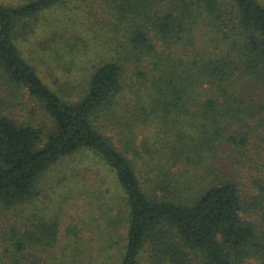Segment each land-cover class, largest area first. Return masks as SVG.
Segmentation results:
<instances>
[{
	"label": "trees",
	"instance_id": "1",
	"mask_svg": "<svg viewBox=\"0 0 264 264\" xmlns=\"http://www.w3.org/2000/svg\"><path fill=\"white\" fill-rule=\"evenodd\" d=\"M68 1L0 0V264H264V0H100L112 57L57 92L18 42ZM80 152L123 192L97 261L35 202Z\"/></svg>",
	"mask_w": 264,
	"mask_h": 264
},
{
	"label": "rangeland",
	"instance_id": "2",
	"mask_svg": "<svg viewBox=\"0 0 264 264\" xmlns=\"http://www.w3.org/2000/svg\"><path fill=\"white\" fill-rule=\"evenodd\" d=\"M106 10L100 0H69L33 20L32 30L18 42L24 58L57 92L64 87L69 91H81L95 67L112 57L109 40L114 33L105 24ZM43 121L40 117L37 124ZM40 190L35 202L45 218L59 223V250L74 244L81 248L78 259L81 256L84 260L97 261L103 246L112 244L105 264L119 262L121 255L116 241L110 244L104 241L111 230L95 222L102 217L100 210L96 209L94 215L98 219L92 218L91 226L85 223V219L90 218L85 203H98L100 198L115 205L122 198L123 192L112 172L80 152L53 168ZM80 202L84 207H78ZM90 254L94 255L90 257Z\"/></svg>",
	"mask_w": 264,
	"mask_h": 264
}]
</instances>
